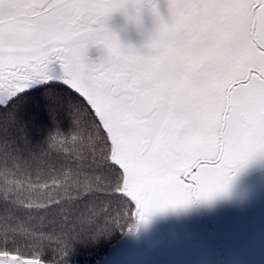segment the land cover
<instances>
[{"label": "snow or ice", "instance_id": "1", "mask_svg": "<svg viewBox=\"0 0 264 264\" xmlns=\"http://www.w3.org/2000/svg\"><path fill=\"white\" fill-rule=\"evenodd\" d=\"M0 0V93L64 80L88 105L118 174L121 226L210 202L264 155V0ZM156 28L141 53L109 21ZM101 49L94 62L90 47Z\"/></svg>", "mask_w": 264, "mask_h": 264}, {"label": "trees", "instance_id": "2", "mask_svg": "<svg viewBox=\"0 0 264 264\" xmlns=\"http://www.w3.org/2000/svg\"><path fill=\"white\" fill-rule=\"evenodd\" d=\"M99 134L88 105L62 84L0 103V254L45 264L95 258L105 214L120 222L106 195L118 174Z\"/></svg>", "mask_w": 264, "mask_h": 264}, {"label": "flooded vegetation", "instance_id": "3", "mask_svg": "<svg viewBox=\"0 0 264 264\" xmlns=\"http://www.w3.org/2000/svg\"><path fill=\"white\" fill-rule=\"evenodd\" d=\"M154 2L160 13L167 17L169 0ZM152 19L155 17L148 11L142 14L139 23L123 13H116L110 19L109 27L114 32L132 31ZM148 38L133 39L143 42L120 39L126 49L146 53ZM100 56V48H89L88 61L94 62ZM53 80L64 83L72 90L58 74H54L51 79L30 83L14 96L38 89ZM9 95L10 92L5 90L0 93V98L6 101ZM115 225L118 229L112 230L111 234L118 237L117 241L106 251L101 249L100 256L97 254L92 260L60 264H94L113 254L112 249H116L114 264H264V155H257L244 163L233 173L228 191L210 202L158 210L146 222L131 228L120 223ZM109 242L111 240L106 238L103 247ZM126 251H130L131 258L125 255ZM0 264L25 263L3 258Z\"/></svg>", "mask_w": 264, "mask_h": 264}, {"label": "rangeland", "instance_id": "4", "mask_svg": "<svg viewBox=\"0 0 264 264\" xmlns=\"http://www.w3.org/2000/svg\"><path fill=\"white\" fill-rule=\"evenodd\" d=\"M161 15L164 16L163 14H161ZM164 17L167 18L166 16H164ZM155 28H156V18L155 19H152L151 22H145V23H143L140 27L135 28V30H132V31H129V30H121V31H118V32L116 31V33L119 35L120 38H126L127 41H129V42H139V41L140 42H143V40H136V41H134L133 39L149 37L151 34L154 33ZM128 37L129 38H132V39L129 40ZM47 83H55V84H62V85L64 84L62 82H58V80L48 81ZM3 102H4L3 98H0V103H3ZM43 102L45 103V100ZM65 113L66 112L63 111L62 114L65 116L66 115ZM52 118H59V117H58V115H55L54 116V114H53ZM83 123L85 124L84 125L85 126V129L83 130V132L90 131V129H91L90 122L89 121L88 122L87 121H83ZM99 135H101L102 138L104 140H106L105 137H104V135H103V133H102V131H101V134H99ZM109 217H110V215L105 214V224L103 226V229H102V231H99V233L98 232L97 233H98V235L103 234V236H101L103 241L106 238H108L109 240H111V242H109L104 247L102 246L101 248H99L98 253H97L99 256L101 255V249L103 250V252L106 251L110 245H113V244L116 243L117 238H118V237L112 236L113 234H111L112 230L115 231V230L118 229V227L115 225V221H112V220L111 221H108V218ZM57 227H60V225L57 224ZM53 233H56V232H53ZM125 255L130 256L131 255L130 254V251H126L125 252ZM3 258H7V257H5L3 254H0V259L2 260ZM130 258H131V256H130ZM7 259H9L12 262L19 261V262H22V263H25V264H42V263H40L39 260L32 259V258H29V259H25L24 258V259H19V260H14L12 258H7ZM92 259L93 258H90L89 260H92ZM132 259H135V258L133 257Z\"/></svg>", "mask_w": 264, "mask_h": 264}, {"label": "water", "instance_id": "5", "mask_svg": "<svg viewBox=\"0 0 264 264\" xmlns=\"http://www.w3.org/2000/svg\"><path fill=\"white\" fill-rule=\"evenodd\" d=\"M115 251L116 249H112L111 252H113V254H109V256L104 257L103 259L97 261L94 264H114L113 259H114Z\"/></svg>", "mask_w": 264, "mask_h": 264}]
</instances>
